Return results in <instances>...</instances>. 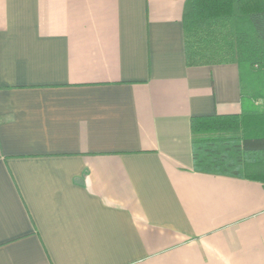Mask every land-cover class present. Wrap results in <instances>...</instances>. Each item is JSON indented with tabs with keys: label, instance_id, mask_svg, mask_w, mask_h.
<instances>
[{
	"label": "crops",
	"instance_id": "obj_1",
	"mask_svg": "<svg viewBox=\"0 0 264 264\" xmlns=\"http://www.w3.org/2000/svg\"><path fill=\"white\" fill-rule=\"evenodd\" d=\"M186 1L0 0V264H264V184L194 166L241 101Z\"/></svg>",
	"mask_w": 264,
	"mask_h": 264
},
{
	"label": "trees",
	"instance_id": "obj_2",
	"mask_svg": "<svg viewBox=\"0 0 264 264\" xmlns=\"http://www.w3.org/2000/svg\"><path fill=\"white\" fill-rule=\"evenodd\" d=\"M187 67L235 64L241 113L190 119L194 166L264 184V0H187L182 15Z\"/></svg>",
	"mask_w": 264,
	"mask_h": 264
},
{
	"label": "rangeland",
	"instance_id": "obj_3",
	"mask_svg": "<svg viewBox=\"0 0 264 264\" xmlns=\"http://www.w3.org/2000/svg\"><path fill=\"white\" fill-rule=\"evenodd\" d=\"M249 159H259V160H264V153H256V154H250L247 156Z\"/></svg>",
	"mask_w": 264,
	"mask_h": 264
}]
</instances>
